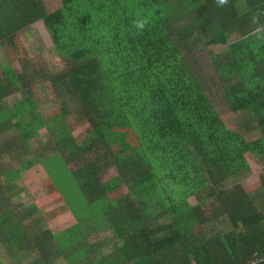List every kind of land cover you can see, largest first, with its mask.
Masks as SVG:
<instances>
[{"label": "trees", "instance_id": "1", "mask_svg": "<svg viewBox=\"0 0 264 264\" xmlns=\"http://www.w3.org/2000/svg\"><path fill=\"white\" fill-rule=\"evenodd\" d=\"M37 22L63 63L40 72L60 113L40 114L36 72L0 66V136L13 134L0 142V264H264V172L257 190L237 182L244 154L264 150V0H0V46L16 51ZM201 48L257 142L213 105ZM34 163L81 227L62 241L14 185ZM14 224L18 243L4 234Z\"/></svg>", "mask_w": 264, "mask_h": 264}, {"label": "rangeland", "instance_id": "2", "mask_svg": "<svg viewBox=\"0 0 264 264\" xmlns=\"http://www.w3.org/2000/svg\"><path fill=\"white\" fill-rule=\"evenodd\" d=\"M14 38V41L18 47L16 50L17 52L13 49L0 46V66L5 67L6 65H9L19 76L23 73L31 75L33 71L34 73L36 72L37 74L34 75L36 78V80H34L36 85L32 84L31 89L34 99L42 103L40 114L46 118L60 113V103L48 95L47 91L45 93L43 90L41 91L42 88L40 87V82H42L40 72L63 70V63L56 56L51 45V40L43 24L41 22H37L29 29H25L17 33ZM239 39L240 38H231L228 43H231L232 45L236 43L242 44L241 41L239 42ZM224 48L225 46H220L216 49L223 50ZM15 56L18 57V61L16 62L13 61ZM198 58L201 75L210 79L208 80L205 78L204 80L207 84L206 93L213 98L211 101L224 120L227 128L241 134L243 129L247 127L245 130L246 142H257L261 136L258 130L256 131L254 128L249 127V119L251 118L249 113H232L229 110L227 103L221 99L223 98V92L219 88L218 84H216V80L213 78L214 69L206 49H199ZM42 86L48 87V85L45 83H43ZM15 97V94H13L10 98L4 99L2 101V105H4V107H9L15 101ZM67 118L68 124L73 126L72 133L74 137L77 139L85 137L84 131L86 127L83 125L74 127L72 124V117L67 116ZM41 134L44 135L45 131ZM12 135L13 134L9 131L4 132V134L0 136V142L11 138ZM31 149L35 150V142H32ZM262 153H264L263 146H259L258 149L253 151V153L248 152L244 154V160H246L248 163L249 173L246 176H243V178L239 179L237 182L245 184L246 192L257 190L260 186L259 176L262 172H264V164H262V161H264V156ZM115 174L116 173L113 169L109 170L105 175V180L112 178ZM233 182L234 180L230 179V183L232 184ZM14 185L16 187L21 185L27 189L28 194L23 196L22 202H25L27 207L30 206L40 209V212L37 214V216L41 217L42 221H45L47 224H49L55 239L57 237L58 240H61L62 236H66L62 232L69 225H78V229H81L80 225L72 216L66 218L68 221H61V218L59 219V217L62 216L61 214L64 211H67L65 209L67 206L60 200L59 194L57 191H55L53 184L50 182L46 172L43 170V167L40 164L34 163L33 165H30L27 170L21 172L19 179L14 183ZM125 191V187L121 186L119 190L111 197H117L125 193ZM18 229L19 225H9L4 227V234L10 241H15L18 243V232L16 231ZM57 229H63V231L58 232ZM104 237L105 234L95 237L91 236L90 241L92 243H96V241L102 240ZM105 239H107V236Z\"/></svg>", "mask_w": 264, "mask_h": 264}, {"label": "crops", "instance_id": "3", "mask_svg": "<svg viewBox=\"0 0 264 264\" xmlns=\"http://www.w3.org/2000/svg\"><path fill=\"white\" fill-rule=\"evenodd\" d=\"M41 165V164H40ZM42 166V165H41ZM54 186V185H53ZM18 188H20L19 189V191L21 190V192H20V194H19V197L21 196L22 197V194L25 192V190H27L24 186H18ZM54 189H55V191H56V187L54 186ZM46 199H47V197H46ZM67 211H64L61 215V217H59V219L61 218V221H68V219H66V218H69V216H73L72 215V213L70 212V210L68 209V208H65ZM63 216H64V218H63ZM66 216V217H65ZM48 226H49V224H47ZM77 230H79L78 229V225L77 226H75L74 224H72V225H69L68 227H66L65 228V230L63 231V229L62 230H59V229H57V231L59 232V231H63L62 233L64 234V235H66V236H70V235H73L74 233H75V231H77ZM60 241H62V240H60Z\"/></svg>", "mask_w": 264, "mask_h": 264}, {"label": "clouds", "instance_id": "4", "mask_svg": "<svg viewBox=\"0 0 264 264\" xmlns=\"http://www.w3.org/2000/svg\"><path fill=\"white\" fill-rule=\"evenodd\" d=\"M217 2H218V4H220V5H224V4L227 3V0H217ZM145 23H147L146 20H145V21H141V22H139V23L137 24V27L140 28V29H143ZM67 208H68V207H67ZM72 217H73V216H72Z\"/></svg>", "mask_w": 264, "mask_h": 264}, {"label": "built area", "instance_id": "5", "mask_svg": "<svg viewBox=\"0 0 264 264\" xmlns=\"http://www.w3.org/2000/svg\"><path fill=\"white\" fill-rule=\"evenodd\" d=\"M254 264H256V263H254Z\"/></svg>", "mask_w": 264, "mask_h": 264}]
</instances>
